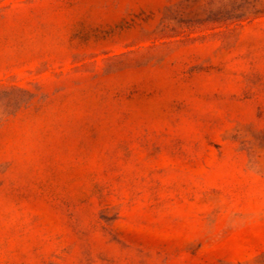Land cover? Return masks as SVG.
<instances>
[{"label": "rangeland", "instance_id": "rangeland-1", "mask_svg": "<svg viewBox=\"0 0 264 264\" xmlns=\"http://www.w3.org/2000/svg\"><path fill=\"white\" fill-rule=\"evenodd\" d=\"M0 264H264V0H0Z\"/></svg>", "mask_w": 264, "mask_h": 264}]
</instances>
